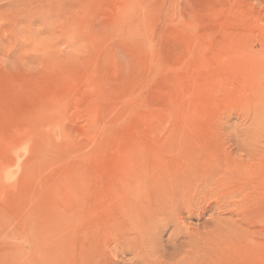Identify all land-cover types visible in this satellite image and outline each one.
<instances>
[{
    "label": "rangeland",
    "instance_id": "374dc122",
    "mask_svg": "<svg viewBox=\"0 0 264 264\" xmlns=\"http://www.w3.org/2000/svg\"><path fill=\"white\" fill-rule=\"evenodd\" d=\"M260 97L264 0L0 3V264H264Z\"/></svg>",
    "mask_w": 264,
    "mask_h": 264
},
{
    "label": "clouds",
    "instance_id": "9594fccd",
    "mask_svg": "<svg viewBox=\"0 0 264 264\" xmlns=\"http://www.w3.org/2000/svg\"><path fill=\"white\" fill-rule=\"evenodd\" d=\"M5 0H0V3H4ZM139 25L132 24L131 22L128 24L126 29L123 32H120L117 35V39L128 40L129 42H133V37L137 33L139 29ZM140 42L147 43V36L144 35L140 38ZM246 112L253 114V119L251 123H241L237 124L228 135L235 136L238 139H241V132L244 130H256V129H264V97H260L257 100L253 101L251 105L245 109ZM147 192V184L142 181L137 190L132 194L133 198L140 197Z\"/></svg>",
    "mask_w": 264,
    "mask_h": 264
},
{
    "label": "bare ground",
    "instance_id": "6f19581e",
    "mask_svg": "<svg viewBox=\"0 0 264 264\" xmlns=\"http://www.w3.org/2000/svg\"><path fill=\"white\" fill-rule=\"evenodd\" d=\"M137 179V178H136ZM147 199H149V198H147ZM150 200V199H149ZM238 206V205H237ZM239 207V206H238Z\"/></svg>",
    "mask_w": 264,
    "mask_h": 264
}]
</instances>
